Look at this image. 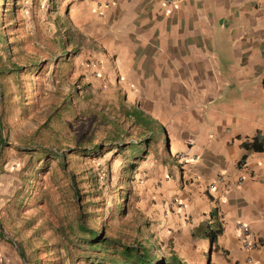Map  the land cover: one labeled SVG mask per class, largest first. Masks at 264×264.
<instances>
[{"label": "crops", "instance_id": "1", "mask_svg": "<svg viewBox=\"0 0 264 264\" xmlns=\"http://www.w3.org/2000/svg\"><path fill=\"white\" fill-rule=\"evenodd\" d=\"M65 12L101 51L93 84L150 116L178 164L156 161L144 206L171 227L159 258L264 264V150L245 146L264 145V0H68ZM237 223L257 249H242ZM200 225L220 230L215 243Z\"/></svg>", "mask_w": 264, "mask_h": 264}, {"label": "rangeland", "instance_id": "2", "mask_svg": "<svg viewBox=\"0 0 264 264\" xmlns=\"http://www.w3.org/2000/svg\"><path fill=\"white\" fill-rule=\"evenodd\" d=\"M67 1L0 0V69L6 71L0 73V139L6 143L0 146V264H98L100 253L79 250L81 238L70 229L81 210L100 236L132 246L146 240L164 255L171 227L144 206L157 189L156 161L178 168L166 158L165 136L134 158L129 149L95 156L75 151L135 143L141 129L124 119L102 84H93L103 64L96 42L76 36L61 48L58 39L66 35L63 29L56 35L54 22L56 15L64 19ZM62 243L69 245L67 257ZM111 251L103 250L102 264L111 263Z\"/></svg>", "mask_w": 264, "mask_h": 264}, {"label": "trees", "instance_id": "3", "mask_svg": "<svg viewBox=\"0 0 264 264\" xmlns=\"http://www.w3.org/2000/svg\"><path fill=\"white\" fill-rule=\"evenodd\" d=\"M60 20L61 17H59V15H56V19L54 22L56 26V35L61 36L62 29L64 30V36L66 35L64 39L65 41L61 40V38L58 39V42L62 44L61 48H65V43H75L76 36L80 40L83 39L84 36H86L74 26L68 14L65 15L64 19H62L61 23L59 24ZM78 41L79 40H77V42ZM0 43L5 44L4 36L2 34H0ZM66 53L67 52H65L64 54L66 55ZM4 72L6 71L0 69V73ZM80 89L81 88L78 87L77 89H75V92H79ZM71 94L70 97H68V101L69 98H71ZM119 112L124 117V119L129 120L133 126L141 129L140 133H138L137 135V137L139 138L138 141H136L135 143H128L127 145L114 143L110 147H105L106 145L103 144H94L92 148L78 147L75 151L81 152L83 155L95 156L96 154H101L104 151H110L115 148L117 151L121 152L129 149L132 158L136 156V152H139L140 154H147L146 149L147 146L150 145V141L158 140V136L155 133V127H157L156 122L142 110L134 106L125 107V105L121 104L119 106ZM143 133L148 134V137L140 139L143 136ZM5 144V140L0 139V146H4ZM245 146H247L248 149L252 150H264V145L257 144V138L250 143H245ZM63 154L64 153H61L60 155L63 156ZM129 167H132V163L129 164ZM79 213L82 217L85 214V212L82 210ZM81 216L77 224L70 227V229L73 232L75 231L81 238L78 243L79 245H77V247H79V250H83L85 247V250L100 253V257L97 258L99 260L98 264H102V261L104 260V257L102 255L103 250L107 251L108 249L112 250L110 254L114 255V258L109 261L111 262L109 264H182L175 256H172L171 259H165L164 257L158 258L157 255L158 253H160L161 249H158L155 244H150V242L146 240H143V243L139 242L136 246H132L129 244H122L120 241L105 237L103 235L100 236V233L97 230L89 227L83 221V219H81ZM197 231L199 236L208 239L210 243H215L216 236L220 230L214 231L210 228L208 229V227L204 228L203 225H200L199 227H197ZM62 245L66 253L65 256L67 257L69 254H71L69 245L65 243H62ZM19 249L21 256L25 257V252L21 245L19 246ZM154 250H156L158 253L154 252ZM61 264H66V262L63 261Z\"/></svg>", "mask_w": 264, "mask_h": 264}, {"label": "built area", "instance_id": "4", "mask_svg": "<svg viewBox=\"0 0 264 264\" xmlns=\"http://www.w3.org/2000/svg\"><path fill=\"white\" fill-rule=\"evenodd\" d=\"M162 1L165 4H171L173 0H162ZM183 157H184L183 154H180L178 156L179 159ZM218 181L222 182L223 181L222 177H219ZM240 182H241V179H239V183ZM236 228L240 233V243L244 251H246L247 253H250L251 251L257 249L260 246V241L257 237H255L250 226L245 225L243 223H237ZM247 259L249 261L252 260L250 255L247 256Z\"/></svg>", "mask_w": 264, "mask_h": 264}]
</instances>
